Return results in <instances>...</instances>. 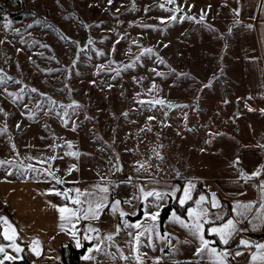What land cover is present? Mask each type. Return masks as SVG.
<instances>
[{"label": "rangeland", "instance_id": "obj_1", "mask_svg": "<svg viewBox=\"0 0 264 264\" xmlns=\"http://www.w3.org/2000/svg\"><path fill=\"white\" fill-rule=\"evenodd\" d=\"M209 1L212 12L202 0H0V101L37 118L44 170L91 164L108 179L120 165L147 179L225 167L228 140L214 146L211 119L229 137L228 118L257 114L262 92L246 57L255 50L249 31L236 36ZM151 179L105 183L137 199L120 205L132 213L141 188L170 193ZM147 198L154 212L156 198Z\"/></svg>", "mask_w": 264, "mask_h": 264}, {"label": "crops", "instance_id": "obj_2", "mask_svg": "<svg viewBox=\"0 0 264 264\" xmlns=\"http://www.w3.org/2000/svg\"><path fill=\"white\" fill-rule=\"evenodd\" d=\"M197 4H201L204 10L211 11L208 8L209 0H202ZM215 6L218 8L222 6L218 11L228 13L225 21L229 22V30L235 29L236 36L240 31L245 34L249 31L255 50L252 51V56L246 57L255 59L257 82L260 83L259 88L262 92L261 105L257 114L249 113L237 118H228L231 126L227 131L229 137L225 138L221 135L222 132L218 127L219 120L212 117V128L208 134L211 135V140L216 141L214 146L219 147L220 140H228L227 144H223V150L228 158L224 163L225 167L221 170L211 169L214 171L211 174H184L179 177L130 179L129 176H119L107 179L92 175L89 171L91 164L74 165L75 168L69 171L66 165L60 166L56 163L49 171L64 182L56 184V181L43 171L45 166L44 137L42 129L39 130L36 125L37 118L28 119L18 109L14 110L16 107L12 101H0V161L11 162L0 166V216L6 217L16 229L17 243L21 248L24 249L25 246L30 251L31 241L34 238L40 241L41 254L37 256L30 251L31 264L54 262L59 257L57 246L69 240L76 246L78 240L80 243L83 240L88 242L79 256V264H214L215 257L208 252L203 255L197 254L199 239L190 235L188 229L182 227L173 218L175 213L180 220L189 222L188 209L197 208L195 201L201 195L206 197L204 207L209 213L205 218L208 222L204 224L203 230L204 238L209 241V248L227 251L229 253L227 264H253L252 253L257 251L254 245L264 243V231H262L264 215L261 214L264 210L260 209V204L264 203V195L260 187L264 182V169H261V166H264V0H216ZM214 12L217 10L214 9ZM216 19L220 20L218 16ZM226 34L224 31L223 35ZM236 161L238 163H234ZM31 168L42 171L33 172L29 170ZM212 168H214L213 165ZM258 169L260 174L252 176L251 174ZM241 170L245 175H241ZM151 178H158L157 183H163V186L159 184L154 188L164 187L170 190V193L166 192L167 195L162 201L157 202L155 199L154 212L159 213L160 208L167 202H174L182 210L171 207L161 225L157 217V228L152 234L151 241L147 236L141 237L138 249L134 236L142 229L130 228L126 225L152 223L144 215L145 211L149 210L148 198H138L137 211L132 213L123 211L125 215L121 216L119 212L113 213L109 204L112 199L116 200L113 196L119 198L120 205L125 201L120 195L111 194L110 191L108 206L101 213L99 220L81 219L78 223L73 221V225L63 230L60 227L59 213L51 206H63L68 203L70 207H75L61 197L51 194L49 191L51 189L63 191L79 188L82 191H92L94 185L100 184L111 190L112 184L105 183L106 180L109 183L124 180L131 183L138 181L146 186L152 181ZM189 182L195 185L191 192L192 199L182 206L180 198L183 196L185 185ZM173 189H175L174 194ZM213 193L219 205L216 208H213L211 204ZM127 201L131 202L129 205L127 203L128 208H131L137 199L132 197ZM249 203L252 204L251 209L246 210L240 207ZM238 211L244 212L245 215L238 216ZM217 215L222 216L223 219L217 220ZM108 217L113 218L114 225ZM228 219H233L239 229L231 238L236 237L234 246L221 243L219 236L209 231L213 227L226 223ZM81 221L86 225L84 230H81ZM89 225L97 228L99 233L88 231ZM105 225L109 226V230L104 227ZM71 229L76 230L75 239L70 234ZM2 230L3 226L0 225V231ZM108 235H112L111 241L104 239ZM84 236H91L92 239H83ZM242 239L251 242L253 246L241 245L240 240ZM0 243L7 244L8 242L0 236ZM97 245L102 251L95 250ZM90 249L92 251H89ZM6 251L11 255H17L10 248ZM237 251L241 255L237 256ZM85 256H92L93 259H84ZM2 258L3 254H0V259Z\"/></svg>", "mask_w": 264, "mask_h": 264}, {"label": "snow or ice", "instance_id": "obj_3", "mask_svg": "<svg viewBox=\"0 0 264 264\" xmlns=\"http://www.w3.org/2000/svg\"><path fill=\"white\" fill-rule=\"evenodd\" d=\"M190 18V17H185ZM175 19V17H173ZM204 17L201 16V21H203ZM7 27V25H5ZM31 27V25H29ZM147 52H150L151 49H147ZM163 61H161L162 63ZM159 75V74H158ZM33 91H36L33 89ZM156 103L163 105L165 102L163 100L156 101ZM171 106V105H170ZM68 107H72L69 105ZM149 119H152V117H149ZM69 147H71V143L69 142ZM70 155H77L76 152L69 153ZM56 157H52V159H55ZM11 163L10 161H0V166ZM238 163V161L234 162ZM142 167V166H141ZM75 168L73 165L72 168L69 169V171H72ZM261 169H264V166H261ZM33 172H40L42 170L31 168L29 169ZM46 175L51 176L55 181L56 184H62L64 183L62 180L57 178L55 174L51 171L43 170ZM139 171V169H138ZM260 174V170L254 171L251 175L257 176ZM241 175H245L243 171L241 170ZM261 192L262 195H264V182L261 184ZM195 185L189 182L185 185L183 189V196L180 198V204L183 206L187 201L192 199L191 192L194 190ZM98 190V191H97ZM51 194H54L56 196L61 197L64 201L70 202L71 205L75 207H70L68 203H65L63 206H57V205H51L53 208H56L57 212L59 213V219H60V227L61 229H65L66 227L73 225V221L78 223L81 219L83 220H99L101 217V213L105 210V208L108 206V198H109V192L110 188L107 186H101L100 184L94 185L92 191L88 190H81L79 188H71V189H64L63 191L57 190V189H51L49 190ZM140 192L142 193L144 198L147 197H155L156 201H162L166 193L158 192L155 190L152 191H145L143 188L140 189ZM175 192V189H173V194ZM74 194V195H73ZM213 199L211 201L212 207L216 208L218 207V202L215 200V194H212ZM206 202V197L204 195H201L198 200L195 201V204L197 208L194 210L192 208L188 209L189 212V222H184L180 220L179 217L175 216V213L173 214V218L176 222H179L182 227H185L188 229L189 234L199 239V247L196 249V252L198 255H203L205 252H208L210 255L215 257L214 264H227V257L229 253L227 251H217L215 248H209V241L204 238L203 230H204V224L208 221L205 219L209 213L207 209L204 207V204ZM125 203H130V201H125ZM85 205H87L85 207ZM120 201L116 200L111 203V211L113 213L119 212L121 216H124L125 213L120 210L119 208ZM158 206V205H157ZM244 209H251L252 204H246L240 206ZM260 209L264 210V203L260 204ZM234 211L236 209L234 208ZM264 215V212L261 213ZM146 219L150 220L152 223L147 225H140V224H133V225H126V227L130 228H136V229H142V231H138L134 239L137 244V249L139 244L141 243V237L147 236L149 241L152 239V234L155 232L157 228L156 220L159 215L158 212H151L145 211L144 213ZM238 216H244V212H237ZM217 220H222L223 217L220 215H217ZM262 223H264V220H262ZM0 225L3 226V230L0 231V236H2L3 240L7 241V244L0 243V254H3V258L0 259V264H5V261H17L21 260L23 257L20 255L23 253L24 249L20 247V245L17 243L18 235L16 232V229L13 227V225L8 221L6 217L0 216ZM88 231H91L93 233H99V230L97 228L92 227L89 225ZM210 232L215 233L219 236L221 243L228 244L229 240L236 234L239 229L237 228L236 222H234L233 219H228L226 223H223L219 227H213L209 229ZM71 236L75 239L76 238V230L71 229L70 230ZM161 239L165 237H159ZM83 239H92L91 236H84ZM104 239L111 241L113 239L112 235H108L104 237ZM240 244L249 247L253 246L251 245V242L247 240H240ZM77 246H80L79 240L77 241ZM254 247L257 249L256 252L252 253V261L253 264H256V262H259V264H264V243H258L255 244ZM10 248L12 249L17 255H11L9 254L6 249ZM29 250L39 256L40 253V241L38 239H33L31 241V244L29 245ZM96 251H102V249L99 247V245L96 246ZM89 251H92L90 249ZM236 255L239 256L241 253L239 251L236 252ZM84 259H93L92 256H85ZM137 260H139V256H137Z\"/></svg>", "mask_w": 264, "mask_h": 264}, {"label": "trees", "instance_id": "obj_4", "mask_svg": "<svg viewBox=\"0 0 264 264\" xmlns=\"http://www.w3.org/2000/svg\"><path fill=\"white\" fill-rule=\"evenodd\" d=\"M171 207L179 209V206L175 204L174 202L173 203L167 202L160 208L159 215H158V221L160 225ZM180 210L182 209H179V211ZM235 239L236 237H234L233 239H230L228 244L232 246L234 244ZM87 244L88 242L83 240L80 243V246L78 247L74 245L70 240L66 241L64 244H60L57 246V251L59 254V257L57 260H55L52 263L39 262L38 264H79V256L84 251ZM22 257L23 258L21 260H17V261H11V262L5 261V264H31L30 260H31L32 254L30 251L27 250L25 246H24V251L22 253Z\"/></svg>", "mask_w": 264, "mask_h": 264}, {"label": "water", "instance_id": "obj_5", "mask_svg": "<svg viewBox=\"0 0 264 264\" xmlns=\"http://www.w3.org/2000/svg\"><path fill=\"white\" fill-rule=\"evenodd\" d=\"M120 165H118V169H117V174L119 175V176H121V177H127V176H129V174L128 173H126V172H122L121 170H120Z\"/></svg>", "mask_w": 264, "mask_h": 264}, {"label": "built area", "instance_id": "obj_6", "mask_svg": "<svg viewBox=\"0 0 264 264\" xmlns=\"http://www.w3.org/2000/svg\"><path fill=\"white\" fill-rule=\"evenodd\" d=\"M262 231H264V227L262 228Z\"/></svg>", "mask_w": 264, "mask_h": 264}]
</instances>
